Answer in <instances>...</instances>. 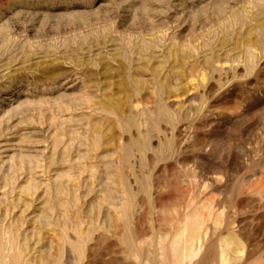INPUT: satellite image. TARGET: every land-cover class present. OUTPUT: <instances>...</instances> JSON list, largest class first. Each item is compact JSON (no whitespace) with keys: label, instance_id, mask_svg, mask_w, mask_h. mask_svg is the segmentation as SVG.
Listing matches in <instances>:
<instances>
[{"label":"rangeland","instance_id":"1","mask_svg":"<svg viewBox=\"0 0 264 264\" xmlns=\"http://www.w3.org/2000/svg\"><path fill=\"white\" fill-rule=\"evenodd\" d=\"M0 264H264V0H0Z\"/></svg>","mask_w":264,"mask_h":264}]
</instances>
